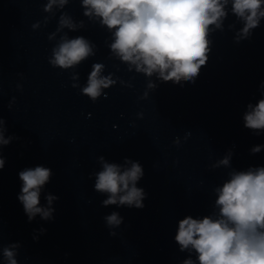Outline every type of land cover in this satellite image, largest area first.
<instances>
[{"label": "clouds", "instance_id": "clouds-1", "mask_svg": "<svg viewBox=\"0 0 264 264\" xmlns=\"http://www.w3.org/2000/svg\"><path fill=\"white\" fill-rule=\"evenodd\" d=\"M69 0H47L44 12H52L54 6L63 9ZM83 15L96 18L112 34L109 45L111 54L128 70L142 73L146 77L155 75L164 83H194L202 66L207 64L212 50L210 36L217 30L224 31V21L230 13L241 27L235 32L236 43L251 37L254 29L264 20V0H80ZM47 19V18H46ZM81 26L83 21L80 22ZM34 29L39 22L33 24ZM235 28V23L228 25ZM63 28L75 31L77 25L65 13L59 17L56 32ZM55 33L48 37L53 39ZM94 45L84 36L69 38L67 33L52 48L49 63L63 70L74 68L95 55ZM103 63H94L81 93L95 102L115 83L112 74L102 76ZM73 79H76L74 76ZM20 88V85H17ZM72 87H77L73 84ZM149 89L157 85L151 81ZM261 97L255 104L249 103L243 114L244 127L257 135L264 131V81L260 84ZM104 94V93H103ZM148 93H144L147 97ZM15 97L9 103L12 107ZM142 116L141 114H138ZM6 122L0 118V152L15 137L6 136ZM187 138V137H185ZM174 143L180 144L177 138ZM264 145L251 148L252 154L259 153ZM231 150L211 165L231 167ZM100 170L95 176L94 190L106 194L102 205L143 208L146 193L137 186L144 175L138 161L125 158L123 164L108 162L99 156ZM5 166V158L0 154V170ZM50 168L38 165L18 173L22 182L18 201L32 222L37 216L42 220L53 219L55 209L52 204L59 197L45 196L46 205L41 206L42 189L50 181ZM228 178L214 189L215 209L218 211L202 218L191 215L178 221L174 237L181 252L188 257L182 264H264V166L249 167L247 170L228 172ZM110 229L118 228L123 218L118 212L104 217ZM45 229H40L43 233ZM115 236V231L110 232ZM19 243H10L0 248L4 264H18ZM193 255L195 259H193Z\"/></svg>", "mask_w": 264, "mask_h": 264}]
</instances>
